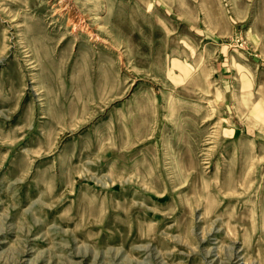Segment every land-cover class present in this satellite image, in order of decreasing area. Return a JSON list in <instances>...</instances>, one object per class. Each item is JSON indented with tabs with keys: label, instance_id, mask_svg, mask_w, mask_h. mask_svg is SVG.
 I'll use <instances>...</instances> for the list:
<instances>
[{
	"label": "rangeland",
	"instance_id": "374dc122",
	"mask_svg": "<svg viewBox=\"0 0 264 264\" xmlns=\"http://www.w3.org/2000/svg\"><path fill=\"white\" fill-rule=\"evenodd\" d=\"M0 264H264V0H0Z\"/></svg>",
	"mask_w": 264,
	"mask_h": 264
},
{
	"label": "bare ground",
	"instance_id": "6f19581e",
	"mask_svg": "<svg viewBox=\"0 0 264 264\" xmlns=\"http://www.w3.org/2000/svg\"><path fill=\"white\" fill-rule=\"evenodd\" d=\"M81 14V13H80ZM79 18V17H78ZM80 20V19H79Z\"/></svg>",
	"mask_w": 264,
	"mask_h": 264
}]
</instances>
